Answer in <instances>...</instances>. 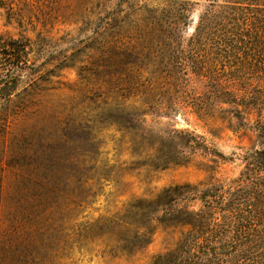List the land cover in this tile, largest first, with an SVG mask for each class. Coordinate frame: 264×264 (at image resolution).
Masks as SVG:
<instances>
[{
	"label": "trees",
	"instance_id": "trees-1",
	"mask_svg": "<svg viewBox=\"0 0 264 264\" xmlns=\"http://www.w3.org/2000/svg\"><path fill=\"white\" fill-rule=\"evenodd\" d=\"M29 1L12 2L20 28L32 24L23 12ZM193 1L198 0H166L168 7L162 10L142 6L134 14L112 15L107 32L76 53L57 58L20 100L13 96L27 71L30 40L6 42L0 36V143L12 133V118L35 107L29 114L32 124L8 143L16 176L8 200L0 179V207L6 200L8 214L12 207L29 212L24 220L35 230L33 242H27L31 257L46 263L70 259L95 242H102L114 256H132L152 242L161 225L187 230L175 249L154 257L151 264H264V124L259 126L261 147L247 156L245 171L234 185L170 186L150 199L132 200L115 215L80 222L114 173L115 167L103 159L108 132L135 135L129 143L138 147V135H150L142 128V117L155 107L157 89L170 85L167 63L150 71L147 82L138 81L140 71L129 59L145 58L139 39H161L174 58L180 22L190 17ZM145 14L149 18L144 19ZM144 28L148 34L135 37ZM121 32L128 36H119ZM188 46L204 54L208 49L226 54L239 47L264 50V0H210ZM260 69L264 73V67ZM72 70L78 81L64 82L63 73ZM216 73L203 66L194 72L210 80H216ZM167 137L171 145L180 140L181 146L162 154L163 143L158 144L147 156L152 159L148 166L167 169L192 163L196 137L183 130L168 132ZM131 155L144 158L134 149ZM206 165L210 171L215 168ZM192 201H199V208H192Z\"/></svg>",
	"mask_w": 264,
	"mask_h": 264
},
{
	"label": "rangeland",
	"instance_id": "rangeland-1",
	"mask_svg": "<svg viewBox=\"0 0 264 264\" xmlns=\"http://www.w3.org/2000/svg\"><path fill=\"white\" fill-rule=\"evenodd\" d=\"M209 1H193L188 12L190 17L180 22L179 50L174 58L173 50L161 39H139L140 49L142 46L145 48V58L131 56L129 59L140 71L138 81L147 82L151 77L150 71L158 65L163 66L161 63H167V66L170 65V85L163 83L159 86L154 98L155 107L142 117V128H146L145 131L150 135L142 138L138 135L139 139L135 141L140 143L138 147L132 148L129 143L135 135L127 138L115 130L108 132L103 159L115 167L114 173L111 181L100 189L96 202L86 210L80 222L115 215L132 200L150 199L170 186L205 182L234 185L245 171L247 156L261 147L258 135L259 126L264 124V73H260V68L264 67V50L239 47L226 54L220 49H208L204 54L191 49L189 41ZM12 2L17 3L19 0H0V36L6 42L12 38L30 40L27 71L23 73L13 96L17 100L24 98L28 89L53 67L57 58L76 53L102 32H107L112 15L134 14L142 6L149 10L168 7L166 0H40L39 3L31 0L30 6L24 7L23 12H28L26 19H30L32 24L20 28L14 22ZM20 6L23 7L21 3ZM149 16L142 15L144 19ZM145 33L148 34L146 28L141 29L135 37H142ZM119 36L128 34L121 32ZM202 66L215 70L216 80L195 75V70ZM109 71H115V68ZM63 74L64 82L78 81L75 70ZM34 108L12 118V133L8 135L7 142L0 143V179L3 178L6 200L12 193L10 184L16 178L11 168L12 149L8 143L23 133L24 127L32 124L33 119L29 118V114ZM173 130L187 131L196 137L193 162L167 169L150 168L148 164H151L152 159L147 156L153 154L152 148L163 143L162 154H167L173 146H181L180 140L172 145L169 143L167 135ZM133 149L143 152L144 158H133ZM207 163L215 165L213 171H210ZM141 164L147 166L141 167ZM6 200L0 207V264H151L154 257L175 249L182 232L187 230L159 225L152 242L132 256H114L108 253L102 242H95L86 245L81 251L77 250L73 258L46 263L28 253L27 242H33L35 238L33 226L24 220L28 210L21 208L18 211L12 207V212L8 214ZM189 205L197 209L200 202L192 201Z\"/></svg>",
	"mask_w": 264,
	"mask_h": 264
}]
</instances>
